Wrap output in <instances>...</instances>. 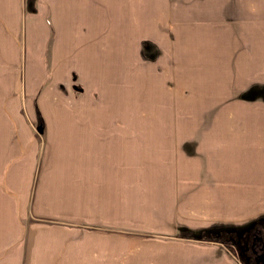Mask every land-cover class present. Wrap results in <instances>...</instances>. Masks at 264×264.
<instances>
[{"label":"crops","instance_id":"0c3cea01","mask_svg":"<svg viewBox=\"0 0 264 264\" xmlns=\"http://www.w3.org/2000/svg\"><path fill=\"white\" fill-rule=\"evenodd\" d=\"M167 1L157 8L175 33L177 96L190 98L193 111L213 117L183 129L200 130L205 160L217 156L212 142L224 141V152H232V159L254 161L255 169L239 172L235 179L204 181L191 170L189 184L163 181L156 190L162 198L159 220L152 225L156 236L142 246L149 251L144 264H241L224 243L174 233L215 235L258 221L264 230V8H243L244 0L236 1L235 10L232 0H173L168 8ZM94 9H88L93 17L98 14ZM52 16H59L56 9ZM67 39L64 46L55 47L57 54L73 48ZM84 41L79 38V65L102 81V64ZM85 113L95 115L98 108L91 105ZM122 124L68 120L54 127L58 135L64 134L47 147L28 208L23 199L19 205L6 203V213L5 208L0 211V264H120L121 239L135 242L127 234L122 237L120 229L125 226L121 211L127 210L121 207V193L134 178L130 175L137 154L134 143L120 144L117 131V139L108 132L132 128ZM172 185L177 188L166 194ZM169 210L176 217L167 220Z\"/></svg>","mask_w":264,"mask_h":264},{"label":"rangeland","instance_id":"374dc122","mask_svg":"<svg viewBox=\"0 0 264 264\" xmlns=\"http://www.w3.org/2000/svg\"><path fill=\"white\" fill-rule=\"evenodd\" d=\"M65 1L0 0V211L6 203L15 205L23 199L28 208L47 147L64 134L54 130L60 122L99 120L114 127L129 124L130 129L108 131L113 136L117 131L120 144L134 143L137 152L130 175L134 178L121 193L125 199L121 207L129 212L121 211L125 226L120 229L122 237L127 234L135 242L121 239L120 264H144L149 251L142 246L150 236H156L152 225L159 220L162 199L156 190L163 187V181L189 184L191 170L204 181L223 176L235 179L239 172L254 170L255 162L232 159V152H224L228 149L224 141H213L217 156L205 160L202 150L206 146L197 135L200 130L183 129L198 127L200 122L209 121L207 116L210 120L213 117L193 111L190 98L177 96L172 57L175 33L159 17L162 11L157 6L165 5L163 0H72L67 6ZM171 1H167L168 8ZM236 1L232 0L231 10L238 8ZM243 2H247L243 8H264V0ZM55 9L59 16H52ZM88 9H97L98 14L93 17ZM39 20L42 25L36 26ZM68 36L73 45L70 54H57L55 47L64 46ZM80 37L85 38L87 51L102 64V81L80 67ZM91 105L98 108L92 116L85 113ZM102 132L105 140L106 131ZM165 173L168 178H161ZM176 188L172 185L166 194ZM26 197L29 200L25 201ZM168 217L176 216L169 210ZM245 228L224 229L215 235L185 230L174 236L200 235L201 240L224 243L241 264H247L238 253L244 247L250 251L251 235ZM237 240L239 244H233Z\"/></svg>","mask_w":264,"mask_h":264},{"label":"flooded vegetation","instance_id":"af4514ba","mask_svg":"<svg viewBox=\"0 0 264 264\" xmlns=\"http://www.w3.org/2000/svg\"><path fill=\"white\" fill-rule=\"evenodd\" d=\"M261 226L262 224L258 221V223L254 224L252 227L245 228L244 232L248 234L250 233L251 235L250 240L252 242L249 252H246L245 247L241 249L237 248L238 253L243 257V261L247 264H264V230ZM233 244H239V241L237 240ZM252 259L254 260L251 261Z\"/></svg>","mask_w":264,"mask_h":264},{"label":"water","instance_id":"95a60500","mask_svg":"<svg viewBox=\"0 0 264 264\" xmlns=\"http://www.w3.org/2000/svg\"><path fill=\"white\" fill-rule=\"evenodd\" d=\"M38 131H41V129H40V128H38Z\"/></svg>","mask_w":264,"mask_h":264}]
</instances>
